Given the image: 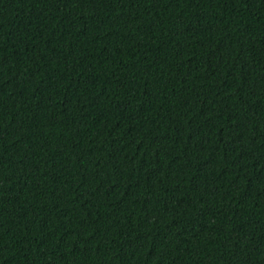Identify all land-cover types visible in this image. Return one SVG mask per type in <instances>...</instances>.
<instances>
[{
	"label": "trees",
	"instance_id": "trees-1",
	"mask_svg": "<svg viewBox=\"0 0 264 264\" xmlns=\"http://www.w3.org/2000/svg\"><path fill=\"white\" fill-rule=\"evenodd\" d=\"M0 264H264V0H0Z\"/></svg>",
	"mask_w": 264,
	"mask_h": 264
}]
</instances>
